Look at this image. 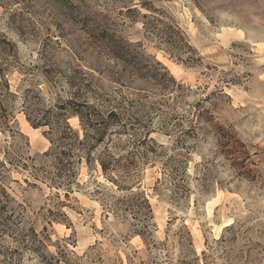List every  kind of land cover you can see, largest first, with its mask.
<instances>
[{
  "label": "rangeland",
  "instance_id": "374dc122",
  "mask_svg": "<svg viewBox=\"0 0 264 264\" xmlns=\"http://www.w3.org/2000/svg\"><path fill=\"white\" fill-rule=\"evenodd\" d=\"M0 35V179L38 229L35 249L0 231V264H264V0H0ZM84 103L124 129L100 143ZM50 108L93 156H127L112 176L148 197L145 227L98 161L73 159L69 197L46 179Z\"/></svg>",
  "mask_w": 264,
  "mask_h": 264
},
{
  "label": "trees",
  "instance_id": "16d2710c",
  "mask_svg": "<svg viewBox=\"0 0 264 264\" xmlns=\"http://www.w3.org/2000/svg\"><path fill=\"white\" fill-rule=\"evenodd\" d=\"M178 32L180 33V37L184 38L179 28ZM0 36L2 37V39H0V129L6 131L12 128L10 124L11 112L9 107L5 104L6 94L9 93L7 89L10 88L6 76L10 69L12 59L17 57V46L5 35ZM6 48L12 51L11 57L3 56L2 50ZM24 107L27 111V106ZM56 108L63 109L64 105ZM49 112H53L54 116H50ZM73 113L81 120L90 134L99 135L100 143L107 138H111L110 136L107 137V135L110 131L113 132V130H111L112 126L119 123L121 129H124V124L121 122L120 115L117 112L111 111L105 115L99 111L94 104H79L77 108L73 110ZM59 115V111L50 108L44 117L38 119L37 122L33 121L34 127L47 126L49 128L46 135L51 147L47 153L55 154V161L52 164V169H55L56 172H46V174H48L46 179H50L52 184L58 186L56 188L62 189L65 195L69 197L73 190V182L76 180V177H74L76 176V161L73 159L77 158L79 161L84 159L87 163L98 161L102 171L106 174H111L110 177L118 188L130 192L118 198L116 202L112 204L111 208L120 207L121 209L122 206H124L125 211H132L139 222L142 223V226L145 227L146 221L151 218L153 211L148 197L144 192H133L128 186L119 184V179L112 176V174L114 175V173L118 171L122 161L125 160L127 156H115L111 152L108 155L109 160H104L100 156H93L91 146L88 144V135H85V137L81 139L80 135L69 126L68 121L63 117H59ZM147 141L143 140L141 144H146ZM150 141L154 140L151 139ZM94 147L97 146H92V149ZM105 147V149L108 150L110 146L107 145ZM5 163V161L0 160V165L5 166ZM36 177L38 176H35V178ZM16 203L17 201L10 195L6 186L0 179V231H2L3 234L11 233L16 236L19 235L21 237V241H19L21 245L26 249H35L34 247H37L36 238L38 237L37 224L33 222L26 225L23 220L20 223L14 222V219L19 217L18 214H16L17 209L12 205Z\"/></svg>",
  "mask_w": 264,
  "mask_h": 264
}]
</instances>
